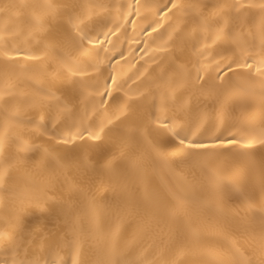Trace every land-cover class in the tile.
I'll use <instances>...</instances> for the list:
<instances>
[{"label": "bare ground", "instance_id": "obj_1", "mask_svg": "<svg viewBox=\"0 0 264 264\" xmlns=\"http://www.w3.org/2000/svg\"><path fill=\"white\" fill-rule=\"evenodd\" d=\"M237 3L253 6L237 11ZM262 3L0 0V261L264 260V100L236 88L264 87L255 73L264 65ZM216 21L230 35L208 40ZM179 34L200 39L185 44ZM246 61L251 70L237 67ZM177 68L189 102L162 111L160 93ZM117 108L127 119H113ZM165 119L188 140L237 136L254 147L199 155L158 126ZM77 132L84 140L60 142ZM92 132L101 140H89Z\"/></svg>", "mask_w": 264, "mask_h": 264}, {"label": "snow or ice", "instance_id": "obj_2", "mask_svg": "<svg viewBox=\"0 0 264 264\" xmlns=\"http://www.w3.org/2000/svg\"><path fill=\"white\" fill-rule=\"evenodd\" d=\"M173 7H175V4L172 5ZM253 5L251 4H241V3H237L234 4L233 7L239 11L242 8H250ZM49 8L52 7V5H48ZM259 7L261 9H264V3L260 4ZM216 28H215V32L211 33V28H212V24L210 23L207 27L210 31V35L206 38L208 40H211V36L214 34L216 36V39H219L221 35H230V33H224L223 32V28L219 26V22L216 21ZM41 30H43V24H41ZM86 37H81V40L85 39ZM178 40H181L183 43L187 44L189 42H192L193 40H196L197 42L199 41V36L193 37L191 35L188 36H184L183 34H179L177 37ZM74 40V38H73ZM212 43L215 44V40H212ZM195 47V45H193ZM208 45L207 43H205L204 48L207 49ZM206 53L205 51H197V56L198 57H202L204 56ZM60 59L61 61H63V66L66 67V69L71 73V75L75 76L77 75V69L76 66L73 63H69L68 58L65 57L64 55H60ZM177 59H179V57H177ZM214 59V58H213ZM209 64H211V60L208 61ZM220 65L217 63L216 64V68H219ZM238 68H246V69H252L253 68V64L251 62H244V63H240L237 64ZM203 70V69H201ZM232 70V65L229 64L227 67V71H231ZM177 72V75L173 78H169L168 80L165 81V88L164 90L160 93V107L162 111H167L170 108H175L177 111H180L189 101L184 100V95L187 91V80L182 78V75L180 73V69H176L175 70ZM255 73L258 76H264V65H261L260 67L255 68ZM249 78H252V73L249 72L248 73ZM216 79L218 81H221L220 84L216 85L215 87L217 88H223L224 86V76L222 73H218ZM231 79V78H229ZM204 81V83L200 84L201 88H204V86L207 84V80L202 77L199 74V71L197 72L196 75V81L200 82V81ZM254 83V80H253ZM236 88L245 93V94H253L256 91L260 92V96L261 99L264 100V87H261L259 90L255 89L252 86H248V87H244L240 84L236 85ZM106 95H110V93H106ZM52 97L53 99H55L57 101V103H61L60 101V97H57L55 95V93H52ZM64 111L67 112L68 109V105L64 104L63 105ZM117 112L119 113L118 115H114L113 119L115 120H120L121 118L127 119V113L125 109H121V108H117ZM112 120H109L108 123L112 124ZM158 126L162 127L166 130H168L174 139L178 140V143L181 146L186 147L189 150H199L197 152V154L199 155H205V156H209V155H215L214 150L218 147H222L226 150H230L229 146H239L241 148H251L254 147V144L252 143H248L247 141L238 139L237 136H231L229 137L227 140H221L220 137H215L214 139H211L209 141H203V140H188L186 136H181V134L179 132H176L174 130V128L169 127L171 121L165 119V120H158L157 121ZM55 126V125H53ZM101 132H103V128L100 129ZM84 136L85 133L84 132H77L75 135L73 136H69V137H62L60 138V142L64 143V144H75L77 140H84ZM89 140H95V141H99L101 140V136L96 133V132H92L89 136H88ZM258 143H260L261 145H264V139H261L258 141ZM2 145H3V139L0 138V149H2ZM4 175H5V169L3 167V162L0 161V187H3V179H4ZM7 236V233L4 232L3 230H0V238H5ZM0 264H9L8 260H3L0 261ZM14 264V262H13ZM21 264H28V262H21ZM32 264H38V262H32ZM237 264H241V262H237ZM243 264H264V260L261 261H256V260H246L243 262Z\"/></svg>", "mask_w": 264, "mask_h": 264}]
</instances>
